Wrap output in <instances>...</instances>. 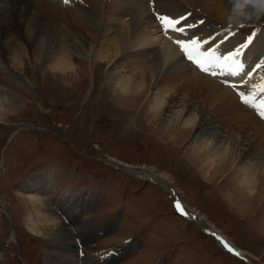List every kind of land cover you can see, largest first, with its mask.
<instances>
[{"label": "rangeland", "instance_id": "obj_1", "mask_svg": "<svg viewBox=\"0 0 264 264\" xmlns=\"http://www.w3.org/2000/svg\"><path fill=\"white\" fill-rule=\"evenodd\" d=\"M52 1L63 15L53 16L51 22L44 19L40 27L45 30L38 29L40 31L32 36L35 39L28 40L29 45L24 43L23 29L18 31L14 26L13 33H9L20 35V42L25 44L26 56L20 55L23 60L20 72L31 89L26 81L18 86L7 72L0 71V86L12 96H8L10 106L0 114V264H49L52 253L48 250L46 232L43 235L31 227L33 222L37 224L33 216L37 208L34 199L41 200L43 209L46 207L65 227L73 242L77 241L73 243L75 250L71 246V255H75H70L72 264H248L221 249L211 230L223 236L253 264H264V239L256 233L261 229L259 221L264 215V186L259 184L251 201L245 202L258 210L257 217L249 223L242 218L244 213L235 207L244 202L228 204L222 198L232 195L237 200L246 198L239 185L246 176L242 169L249 166L257 169L264 164L263 144L256 149L245 137L238 142L232 141L233 137L226 140L222 127L204 122L198 103L190 105L185 101V105L194 110L196 119L188 133H184L181 124L176 128L177 123L170 125L173 121L170 108L160 114L144 108L142 102L133 111L115 101L114 87L105 76L108 65L96 68L82 60L90 44H84L78 28L73 25L76 18L72 16L76 14L71 12L77 11L84 17L90 15L80 11L76 0ZM146 1L149 7L150 1ZM188 15L189 12H184L181 19ZM203 17L214 24L210 17ZM104 20L99 23L101 27L110 22L109 17ZM123 21H128V17ZM206 21L203 18L201 24L210 29ZM31 23L25 26L32 28ZM153 24L157 28L162 26L157 20ZM161 28L158 29L163 32ZM237 28L235 32L222 26L211 27L209 35L212 33L219 45L226 44L221 40L235 37L229 40L236 46L242 35L247 45L252 44L251 41L257 47L263 44L256 39V33L260 29L259 34L264 33V22L258 28L255 24ZM173 30L166 33L179 34L176 37L183 40L182 33ZM34 40L42 51L38 55L40 62L34 61ZM1 44L0 35V50H3ZM261 49L258 56L261 62L254 63V70L264 65V47ZM92 50L94 56L95 48ZM59 52L72 56L71 63L79 70L80 78L70 80L50 74L46 69L47 57ZM181 57L187 66L197 73L200 69V74L205 75L204 69L195 67L192 62L190 66L189 61ZM219 77L213 80L221 85ZM225 150L228 151L226 165L217 169L220 161L212 152L222 154ZM46 167L54 168L58 176L55 175L50 192L38 194L33 182L40 179ZM133 171L151 173L160 184L133 176L129 173ZM257 176L258 182L261 176L258 173ZM51 185L45 186L48 189ZM59 195L77 198L75 213L53 205ZM176 200L186 215L190 214L200 225L178 212ZM109 252L113 254L108 256Z\"/></svg>", "mask_w": 264, "mask_h": 264}, {"label": "bare ground", "instance_id": "obj_2", "mask_svg": "<svg viewBox=\"0 0 264 264\" xmlns=\"http://www.w3.org/2000/svg\"><path fill=\"white\" fill-rule=\"evenodd\" d=\"M76 1L78 3L75 4L79 6L80 11L87 12L91 16L86 14L89 17L87 18L77 11L71 12V14H76L75 17L71 15L76 18V20H73V25L75 24L78 28L77 30L82 35L84 44H90L87 53H84L85 59L82 60L92 63L96 68L108 65L105 76H107L108 84L114 87L115 101L122 103L130 110H133L139 103L144 102V108L160 114L170 108L172 109V111L169 110V112L171 111L170 119L173 120L170 125L174 126L177 123L174 126L176 128L181 124L184 133H188L189 126L194 124L196 119V115L192 112L194 110L191 111L188 104L185 105V101H189V104L198 103L204 122L209 121L216 124L217 127H222L226 134V140H228V137H233L234 140L232 141L238 142L239 139L245 137L249 141V145L254 146L256 149L258 145L259 147L262 144L264 146V119L262 118L264 115V90H262L264 89V65H261L256 72L251 70L254 65L252 63L260 60L258 56L262 52L261 48L264 47V33H258L257 35L256 39L263 43L259 47L253 45V42L252 44L249 42L247 45V43H243L242 38H239L238 44L236 46L235 44L232 45L233 49L235 47L238 50L241 48V52L235 56L231 53L229 58L224 59V61H222V58L225 54L227 57L229 54L227 51L230 50V47L226 45L231 44L226 43L223 45L222 42V45H219L220 43L213 40L215 37L212 38V33L209 35V32H212L211 27L222 26L228 31H236L237 27H242L245 24H255L257 28L261 27V22H264V0H148L154 4V7L156 6L155 13L152 16L150 11L147 10L146 0H137L132 3L130 0ZM55 6L56 2L52 0H0V35L4 50V53L3 50H0V71L7 72L18 86L25 84L26 81L29 90L31 89L30 84L20 72V68L23 66L20 55L26 56V51L23 48H25V44L29 45L28 40L30 38L35 39L32 36L40 31L38 29L45 30L42 24V27H40V23L47 19L50 21L53 16L57 18L59 14L64 13L60 12ZM184 12H189V15L182 20L181 16ZM159 14L167 17L160 18ZM203 16L210 17L215 21L214 24L212 25ZM108 17L109 24L105 23L106 25L101 27L99 23L104 22V19ZM127 17L128 21H123V18ZM7 18H9L8 22L6 21ZM203 18L207 20L210 29L201 24ZM154 20L160 22L168 20L169 26H158V28H164V31L161 32L153 24ZM27 23H31L33 27L25 26ZM14 26L18 28V31L24 30L25 44L21 43L22 41L20 42L22 38L17 33L13 36L9 34L13 33L12 28ZM103 27L106 28L105 31H101L104 29ZM99 29L101 30L99 31ZM173 29L182 30L183 41L186 39L197 40L199 44H191L185 41L187 46L185 52L182 46L176 43V41L181 40L180 37H176L179 34L174 36L166 33L171 32ZM98 32L103 35L98 34ZM200 34L201 37H197ZM35 43L34 40L32 43L34 61L40 62L38 55L42 51L39 47L37 48L38 44ZM103 44L106 45L104 48L102 47ZM74 45H76L75 42ZM93 48H95L94 56L92 55ZM186 53L194 58L192 64H197L199 68L204 69L202 72L205 75L200 74L201 72H195L194 68L191 69L186 65L181 57ZM255 55L257 56L254 58ZM53 56L47 57L46 62V69L50 74H57L70 80H76L79 77V70L74 63H71L72 56L60 52ZM125 60H127V63L124 62ZM219 62H222V64L220 65ZM123 70L126 72H122ZM218 75L220 76L219 83L221 85L213 80ZM228 80L238 82L243 87L245 95H251L252 98L257 95L258 98L256 96L253 100L256 106L251 108L242 103L240 105L236 100L235 93L226 85ZM8 96H11V94L0 86V114L9 105ZM149 99L152 100L149 102ZM259 107L262 109L261 114L259 113ZM150 115L152 116V113ZM227 152V150L222 151V154L212 152L214 158L220 161L217 169L227 161L228 158L225 155ZM222 155L223 157L220 158ZM209 161L214 164L212 159H209ZM0 164L1 168L2 163ZM259 167L251 169L253 167L250 168L249 166L246 167L247 169H242L243 172H246L244 173L246 176L239 181V185L243 191L242 194H246V198L237 200L234 195L222 197L223 202L228 204L235 202V205H237L239 202H244L243 205L241 204L242 206L235 207L241 214L244 213L242 218L245 222L247 220L248 223L257 217L258 210H253L252 205L250 203L245 205V202L247 200L248 202L251 201V198L255 195L254 190L259 184L264 186V164ZM129 173H132L133 176L139 175L142 180L160 184L158 178L151 173ZM257 173L261 176L258 182L256 180ZM55 175L58 176V173L54 168L46 167L44 173L39 176L40 179L38 178V181L33 182L37 186L36 192L38 194L43 191L50 192L54 187ZM50 183L52 185L48 186L47 189L45 185ZM76 199L59 195L53 205L67 209V212L72 214L75 213ZM243 199L245 200L243 201ZM33 203L37 207L33 211L37 224L33 222L31 227L35 232L40 230L43 235L45 234L44 231L46 232L48 250L52 253L49 257V264H72L73 260L70 258L71 246H74L75 250L76 244L73 245V243L77 241L73 242L65 227L45 209L46 207L43 209L44 205L41 200L34 199ZM76 213L81 214L78 211ZM186 216L191 222L200 225L190 214ZM259 223H261V229L257 230L256 233L257 236L264 239V215ZM47 232L49 233L47 234ZM210 234L215 236V240L221 249L230 252L223 244L226 243L230 248L232 246L223 236L217 235L218 233L212 232V230ZM118 248H116L117 252ZM112 254L113 252H109L107 255ZM243 256L245 255L243 254Z\"/></svg>", "mask_w": 264, "mask_h": 264}, {"label": "snow or ice", "instance_id": "obj_3", "mask_svg": "<svg viewBox=\"0 0 264 264\" xmlns=\"http://www.w3.org/2000/svg\"><path fill=\"white\" fill-rule=\"evenodd\" d=\"M65 2H67V0H65ZM176 43L179 44V45H181L182 48H183V50H184L185 52L187 51V46H186L185 41H183V40H178V41H176ZM190 43H191V44H197L198 41H197V40H192V41H190ZM233 55H238V54H233ZM187 58H188L189 61H192V57H191L190 55H188ZM258 67H259V66H258ZM262 90H264V89H262ZM223 246L226 247V248H228V250H229L230 252L233 251V249H231L230 247H228V245H227L226 243L223 244Z\"/></svg>", "mask_w": 264, "mask_h": 264}, {"label": "water", "instance_id": "obj_4", "mask_svg": "<svg viewBox=\"0 0 264 264\" xmlns=\"http://www.w3.org/2000/svg\"><path fill=\"white\" fill-rule=\"evenodd\" d=\"M112 166L118 168V167L115 166V165H112ZM119 169H120V168H119ZM123 170L127 171L126 169H123ZM133 172H134V174H139V173L136 172V171H133ZM176 202H177V206H179L178 201H176ZM231 252H233L234 254L238 255L240 258H242L243 260H245L248 264H252V263L250 262V260L248 259L247 256H243V254H241V253L238 252L237 250L233 249V251H231Z\"/></svg>", "mask_w": 264, "mask_h": 264}]
</instances>
